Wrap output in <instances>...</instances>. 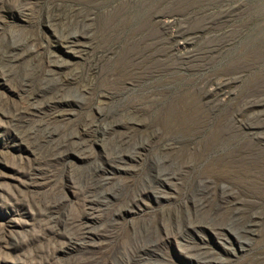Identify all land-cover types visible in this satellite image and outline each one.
Returning a JSON list of instances; mask_svg holds the SVG:
<instances>
[{
  "label": "rangeland",
  "instance_id": "obj_1",
  "mask_svg": "<svg viewBox=\"0 0 264 264\" xmlns=\"http://www.w3.org/2000/svg\"><path fill=\"white\" fill-rule=\"evenodd\" d=\"M0 264H264V0H0Z\"/></svg>",
  "mask_w": 264,
  "mask_h": 264
}]
</instances>
